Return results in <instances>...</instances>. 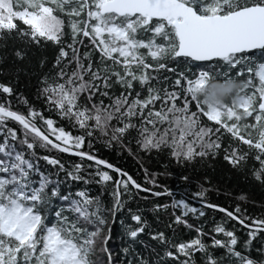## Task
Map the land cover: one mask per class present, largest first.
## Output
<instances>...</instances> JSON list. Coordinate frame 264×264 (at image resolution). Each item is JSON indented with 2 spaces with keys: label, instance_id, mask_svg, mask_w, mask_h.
I'll return each mask as SVG.
<instances>
[{
  "label": "snow or ice",
  "instance_id": "6c2138e0",
  "mask_svg": "<svg viewBox=\"0 0 264 264\" xmlns=\"http://www.w3.org/2000/svg\"><path fill=\"white\" fill-rule=\"evenodd\" d=\"M49 46L34 102L0 81V264H264V201L187 173L264 188V0H0V74Z\"/></svg>",
  "mask_w": 264,
  "mask_h": 264
},
{
  "label": "trees",
  "instance_id": "16d2710c",
  "mask_svg": "<svg viewBox=\"0 0 264 264\" xmlns=\"http://www.w3.org/2000/svg\"><path fill=\"white\" fill-rule=\"evenodd\" d=\"M55 54L56 50L51 46L42 49H31L28 58L24 62L17 63L15 65V67H19L21 69V72L18 76L19 83L17 84L15 83L17 77L12 64V57L9 53L8 62L7 64L3 65L4 71L2 74H0V81H13V87L16 88L17 91L25 95L29 99L30 103L34 102L36 88L38 86V79L43 72H47L49 70V68L51 67V61L54 59ZM3 55L4 53L0 51V56ZM41 58H46L49 61V63L43 68H41L39 64V60ZM37 106L39 107V104ZM13 107H16L15 101H13ZM96 147L99 149V154L102 158L108 159L115 165L129 171L130 174L134 175V178L138 179V182H141L142 184L146 183L143 171L140 169L136 161H134L132 158L127 157L126 155L118 156L114 151L102 148L99 145H97ZM62 159L69 163L78 162V158L70 157L67 154H64L62 156ZM161 162H158L156 159L151 160V162L145 160V167L148 168L149 172L163 171V169L159 167V163ZM40 163L41 167L43 168L44 162L41 161ZM187 173L193 177L194 182L200 181L204 176H207V178L211 181V186L214 188H219V194H217L216 192H212L209 194V200L211 202L219 203L221 205H227L229 203L234 204L235 200L227 199L225 197V192H230L232 196L235 197L241 191H246L249 194L250 199L255 200L257 204L264 201V188H261L251 180L245 179L243 174L233 170L230 166L222 161V158H217L214 161H207L203 165L197 164L195 168L188 169ZM158 183L166 184L175 188L177 181L175 179V176L171 178L158 177ZM93 187L95 190L99 186L94 185ZM192 189L195 190V183L193 184ZM139 195L142 198L145 194L140 193ZM149 199L153 202L159 203L170 202L169 199H157L154 197H149ZM139 202L141 207L145 208L146 210L151 208V204L145 203L143 202V200H140ZM133 203L135 205V201ZM192 203L195 206L199 207V205L196 204L195 201H193ZM249 211L253 212V214H256L260 211V209H252L249 206ZM147 215L150 220L154 219V214L150 211L147 212ZM207 216L209 220L215 218L216 221H220L222 219L220 214L215 213L212 210H207ZM167 219L168 217L166 213L161 215V220L167 222ZM190 222H192L191 219ZM233 226H235L237 231H240L241 226L239 224L233 225L231 222L228 223V227L231 228ZM208 227H211V225H208Z\"/></svg>",
  "mask_w": 264,
  "mask_h": 264
}]
</instances>
